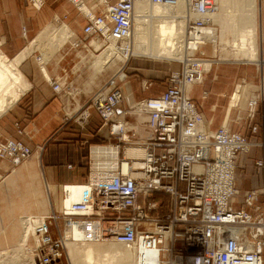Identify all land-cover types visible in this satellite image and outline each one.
I'll list each match as a JSON object with an SVG mask.
<instances>
[{
	"label": "built area",
	"instance_id": "obj_1",
	"mask_svg": "<svg viewBox=\"0 0 264 264\" xmlns=\"http://www.w3.org/2000/svg\"><path fill=\"white\" fill-rule=\"evenodd\" d=\"M68 1L77 7L83 0ZM135 1L96 0L84 16V36L69 42L70 46L86 48L89 38L106 44L129 40ZM141 1L168 6L179 2ZM30 3L40 10L46 0ZM188 6L195 17L188 20L185 30L187 56L180 61L181 68L168 75L162 93L144 98L133 107L147 116L151 130L146 141L133 136L135 140L130 142L142 147L145 155L138 159L120 157L112 167L93 161L83 182L85 200L73 201L62 212L27 218L35 235H31L27 246L37 264L61 261L67 254V241L75 240L70 231L77 223L88 227V237L94 240L142 247L144 252L137 251V256L143 262L148 260L147 252L158 251L156 264H264V186L247 193L241 205L237 176L238 156L253 145L263 149V157L255 165L264 169V138L252 142L243 133L223 126L209 129L199 106L187 95L188 87L208 74L206 64L215 57L207 54L206 47L213 46L215 41L210 37L218 29L209 17L217 9V0H188ZM207 27H213L214 32H207ZM123 71L119 69L110 76L87 105L96 109L105 122H111V133L125 144L129 137L125 125L117 119L122 85L128 78ZM51 84L57 93L67 92L60 83ZM255 95L249 105V118L254 116L258 102L264 101L263 71ZM258 129V125L251 128L253 132ZM31 156L28 145L0 133V159L13 169ZM67 191L65 187L66 198ZM158 193L170 196L167 219L160 213L161 200H151ZM155 211L157 214L151 213Z\"/></svg>",
	"mask_w": 264,
	"mask_h": 264
},
{
	"label": "crops",
	"instance_id": "obj_2",
	"mask_svg": "<svg viewBox=\"0 0 264 264\" xmlns=\"http://www.w3.org/2000/svg\"><path fill=\"white\" fill-rule=\"evenodd\" d=\"M56 19L67 22L74 29L75 36L81 33L82 17L68 0H46L40 10L33 7L30 0H0L2 50L7 55L17 56L29 40L36 38L46 24L56 22ZM90 43L97 49L101 46L97 40ZM87 48L86 51H93ZM67 49L63 55L43 62V66L32 54L25 59L20 68L31 83L26 93L0 116V133L23 142L32 150L31 158L14 169L0 159V247L13 245L19 239L20 216L60 212L63 186L83 183L87 179L91 163L95 161L94 153L92 155L95 146L120 145L121 156L129 158L126 155L128 147L122 151V143L111 133L110 124L96 109L87 105L90 97L107 82L110 76L106 72L113 65H95L101 52L95 61L92 52L69 59L67 56L73 48ZM137 60L127 68L130 76L122 85L123 96L117 108V119L129 118L131 126L128 127L133 136L146 141L151 136L144 118L147 116L131 111L130 107L141 99L163 92L167 85L161 86L160 81L167 72L159 67L163 61ZM79 64L84 65L82 69ZM229 64L232 62L214 67L211 75L188 87L187 95L199 106L209 129L226 125L243 133L250 141L259 142L264 138V101H259L254 116L248 117L249 103L260 89L255 71L247 66ZM49 79L60 83L67 92L57 93ZM141 79L152 80L151 87H145ZM238 84L243 85L241 101L230 110L228 97ZM196 89L200 91L196 93ZM254 125L259 126L257 132L251 130ZM262 157L263 149L259 145H253L247 153L238 156V199L241 205L247 193L264 186V169L255 165V161ZM58 264H71L68 254H64Z\"/></svg>",
	"mask_w": 264,
	"mask_h": 264
},
{
	"label": "bare ground",
	"instance_id": "obj_3",
	"mask_svg": "<svg viewBox=\"0 0 264 264\" xmlns=\"http://www.w3.org/2000/svg\"><path fill=\"white\" fill-rule=\"evenodd\" d=\"M95 2L96 0H83L76 8L80 14L85 16L90 13ZM220 2L221 11L217 13L219 8L217 0V9L214 13H210L209 17L210 21H212L211 25L217 24L219 26L220 24L222 30L218 27L217 33H215L213 27H207L206 29L209 33L214 32L213 36L210 37V40L215 41L213 42V46L211 45L214 56L218 53V48L223 50V46L227 45V43L221 41V31L222 33L232 31L234 33V46L248 47L249 50L253 52V56H256V0H220ZM194 17L195 14L189 10L188 0H179L178 4L175 6L152 4L137 0L134 5L133 29L129 40L123 41L122 43L110 41L107 44L95 38L92 40H97L103 45V50L100 55H97L95 65L97 67H101L102 65L103 67L104 65H108L110 61L115 62L121 58L128 61L131 57H135L138 54L157 58L162 57L183 60L187 56L186 48L184 46L186 36L185 30L188 20L193 19ZM58 21L59 19H56V22ZM55 38L75 43L78 36H75L74 31H72L65 22L62 23L60 27L51 23L14 58H7L3 51L0 50V116H2L20 99L21 95L24 93L23 91L27 88L26 77L19 67L21 62L34 50L42 49V45L48 40ZM122 49H127V53L126 51L122 52ZM223 61H226V59L219 57L213 59V61L207 62V72L211 71L214 64ZM261 63L263 64L260 69L261 72H264V59ZM123 67L120 68L121 72H124ZM242 87L243 85L238 84L235 91L232 93L230 110L239 105L241 101ZM223 127L230 129L226 127V125H223ZM126 155L129 158L138 159L145 155V150L142 147L133 145V147L127 150ZM118 156L119 149L117 147L94 149V157H96L95 160L97 165L103 164L104 162H102V158L105 157L111 159L110 162L109 159L104 158L105 161H108L105 162L107 166L112 167L113 164L117 163ZM98 158L100 161H98ZM65 187L68 190L67 192L69 195L67 198L65 197V194L63 196L61 205L62 211L65 206L69 207L73 201H83L86 199V188L83 186V183H76L74 185L64 186V188ZM20 220L22 223H25V221L27 222V220H24L23 222L22 218ZM20 228L21 232L19 233V239L13 245L8 246V248L14 251H21V253H12L9 257L16 259L21 258L23 255L25 260V263L23 264H36L34 260L35 258L33 259L34 255L32 254L31 248L27 246L31 235L35 238L33 226H24L20 223ZM70 233L75 240H69L67 243L69 245H75V247L78 248L77 250L70 249L68 253L69 249L68 244L66 243L67 254H69L68 256H70L72 264H142L144 262V264H156L158 259V251H153L151 253H146L148 260L146 259V261L143 262L142 259H140L141 261H139L137 251L143 253L144 249L142 247L127 246L123 243L116 242L115 240H94L93 238L88 237L91 233L88 227L79 223L74 225ZM103 242L111 243L101 246L96 245V243ZM81 245L87 246L83 247ZM0 250V254L2 255L9 252L4 251L5 249L2 247Z\"/></svg>",
	"mask_w": 264,
	"mask_h": 264
},
{
	"label": "rangeland",
	"instance_id": "obj_4",
	"mask_svg": "<svg viewBox=\"0 0 264 264\" xmlns=\"http://www.w3.org/2000/svg\"><path fill=\"white\" fill-rule=\"evenodd\" d=\"M262 1H263V3H262ZM256 3H257V14H256V22H257V37H256V46H257V54H256V56H253V52L252 51H250L249 50V48L248 47H242V46H234V44H233V42H234V33L232 32V31H227V32H223L222 33V31L220 32L222 35H221V41L223 42V43H227V45H224L223 47H224V49L222 50V49H219L218 48V53H216V55L214 56V53H213V49H212V47L211 46H207L206 47V51H207V54L209 55V56H214V57H216L215 59H217V58H219V57H222V58H224V59H226V61H223V62H225V63H230V62H232V64H229V65H235V64H233V62H238V64H236V65H239L240 67L241 66H247V67H249L250 69L252 68L254 71H255V74H256V81H258V83H259V85H260V73H262L261 72V69H259V67H261L262 66V64L263 63H261V61L264 59V30H263V28H264V26L262 27V25H264V23L262 22V18H264V0H256ZM218 6H219V8H218V11H217V13H219L221 10H220V8H221V2H220V0H218ZM78 11V10H77ZM78 14H79V16H81L82 17V21H81V33H77L78 34V37L79 38H81V37H83L84 35H83V27H84V25L86 24V18L84 17V15H82V14H80L79 12H78ZM148 14V13H147ZM149 15V14H148ZM148 19V18H147ZM62 21H59V22H49L48 24H50V23H53L55 26H58V27H60V25L62 24L61 23ZM218 23V22H217ZM48 24H46V26L48 25ZM66 24H67V22H66ZM219 24V23H218ZM46 26H44V27H46ZM70 26V25H69ZM44 27L42 28V29H44ZM71 27V26H70ZM221 30H222V28L220 27V24H219V26H218ZM41 29V30H42ZM40 30V31H41ZM71 30L73 31L74 29L73 28H71ZM39 31V32H40ZM38 32V33H39ZM38 35V34H37ZM36 35V36H37ZM35 39V37L32 39V40H34ZM32 40H29L26 44H25V47H27L29 44H30V42L32 41ZM88 40H90V42H92V38L90 39H88ZM70 41H72V40H70ZM66 43V44H65ZM43 47H42V49H36V50H34L32 53H30L29 55H28V57L32 54V57H34L35 58V60H39L40 61V63H42L41 65L43 66V62H46L47 60H49V61H51V60H53V59H55V58H57V57H59V56H61V55H63L64 54V52L65 51H68V47H70V44H69V42H66L64 39L62 40V39H57V38H55V39H50V40H48L46 43H44L43 45H42ZM91 46L92 47H94V50L95 51H86L88 48L87 47H90L91 48ZM24 47V48H25ZM86 48L84 47H72L73 48V51H70V53L68 54V58L69 59H71V58H76V55L78 56V57H80L79 56V54H83V55H85V54H90L91 52L93 53V55H91L92 57H93V60H94V58L96 57V55L97 54H99L103 49H102V47H103V45H102V43H101V47H99L98 49L96 48V46L95 45H93L92 43H90L89 44V46H87ZM23 48V49H24ZM40 48V47H39ZM22 49V50H23ZM91 49H93V48H91ZM0 50L1 51H3L2 50V47H1V45H0ZM21 50V51H22ZM6 51H3V53L6 55V57L7 58H9V59H12V58H14L16 55H7L6 53H5ZM80 52H83V53H80ZM19 53V52H18ZM17 53V54H18ZM62 53V54H61ZM28 57H26L25 59H27ZM24 59V60H25ZM97 59V58H96ZM137 59H141V61L142 62H148V63H150V61H157V60H159V61H163V65H161V64H159V65H157V66H159L160 68H162L163 70H165V76H164V78L162 79L163 81H160V85L161 86H163L164 87V85L166 84L167 85V79H168V75L171 73V72H173V71H176L177 69L176 68H178V66L180 67L181 66V63H180V60L179 59H169V58H162V57H151V56H147V55H140V54H138V55H136L135 57L133 56V57H131L128 61H125V59L124 58H121L120 60H116L115 62H112V61H110V63L108 64V65H113V66H111V67H109V69L107 70L108 72H106V75H108V76H112L114 73H116L121 67H123V69L125 70V72L127 73V68H128V66L131 64V63H133V61H135V60H137ZM23 60V61H24ZM259 60V61H258ZM22 61V62H23ZM77 61H79V59H77ZM138 61V60H137ZM22 62H21V64H22ZM126 62V63H125ZM225 63H217V64H214V67H216V66H223ZM245 64V65H241V64ZM20 64V65H21ZM82 66H84V65H82V64H79L78 65V67L79 68H81L82 69ZM20 67V66H19ZM214 67H212L211 68V71L210 72H208V74H207V76L205 77V78H207L209 75H211V73H212V71H213V69H214ZM226 67H231V66H226ZM263 67H264V65H263ZM181 68V67H180ZM86 70H88V72H89V74L91 73V70H90V68H89V66L88 65H86V68H85ZM20 70H21V68H20ZM179 70V69H178ZM22 71V70H21ZM23 73V72H22ZM147 73H149L148 71H147ZM24 74V73H23ZM25 75V74H24ZM127 75H128V78H127V80L129 79V74L127 73ZM26 77V76H25ZM204 78V79H205ZM49 80H51V79H49ZM126 80V81H127ZM166 80V81H165ZM249 80V79H248ZM141 81H142V84L145 86L146 84V86L145 87H151L150 85H151V83L153 82L152 80H142L141 79ZM250 81V80H249ZM26 82H27V84H26V86H27V88H26V90L28 89V87H29V80H28V78L26 77ZM51 82V81H50ZM31 83V82H30ZM145 89H148V88H145ZM26 90H24L23 92L24 93H26ZM200 91V89H196V93L197 92H199ZM162 93V92H161ZM160 94V93H159ZM22 96V95H21ZM231 97H232V94L228 97L229 98V105H228V108H230V106H231ZM147 98V97H146ZM142 100V99H141ZM140 101V100H139ZM135 105H132L130 108H131V111H133V112H135V113H137V114H140V115H142V116H144L143 114H141V113H139V112H137V111H135L134 109L135 108H133ZM228 111H229V109H228ZM249 114V113H248ZM141 117V116H140ZM144 118L145 119H147L145 116H144ZM128 120H130L129 118H127V120L126 119H124L123 117L122 118H119V121L122 123V124H124L125 125V134H126V136L127 137H129V142H127V143H125V144H123L122 143V146H123V149L124 150H122V151H125V149H127V147H128V149L129 148H131V147H133V145L132 144H130V142H133L135 139H133L132 137H133V134H132V132L130 131V128L128 127V126H131L129 123H128ZM110 125H111V122H108ZM223 126V125H222ZM227 127V126H226ZM111 128V127H110ZM130 133V134H129ZM115 136H117V135H115ZM135 137V136H134ZM136 138V137H135ZM117 139L119 140V137L117 136ZM137 139V138H136ZM119 142H120V140H119ZM116 148L117 146H115L114 144H112V143H110V144H108L107 146L106 145H103V146H95L93 149H92V155H93V153H94V149H97V148ZM118 148V147H117ZM135 148V147H134ZM127 149V150H128ZM122 155H123V153H122ZM120 156H121V154H120ZM94 157V156H93ZM122 157V156H121ZM95 159H96V157H94ZM100 158V157H99ZM99 158H98V161H100L99 160ZM105 158V157H104ZM104 158H102L103 160H102V162H108V161H105L104 160ZM118 158H119V156H118ZM105 159H109V161L111 162V159L110 158H105ZM95 162H96V160H95ZM109 164V163H108ZM239 181V180H238ZM72 185H74V184H72ZM66 186H68V185H66ZM63 188H64V186H63ZM262 188V187H261ZM49 189V188H48ZM49 191V190H48ZM151 200H158V201H160L161 200V203H163V205L161 206V209H160V213H162V215L167 219L168 218V216H169V212H168V206H169V202H170V196L169 195H167V194H163V193H158V194H153L152 195V197H151ZM141 201H143V199H141ZM62 210H60V212H61ZM157 212L158 211H155V212H151L152 214H157ZM32 215H34V214H28V215H22V216H20V218H19V222L21 223V224H23L24 226H33L31 223H29L28 221L26 222L25 221V223H22L21 222V218H22V221L24 222V220H27V218L28 217H31ZM36 216H43V215H36ZM112 242V241H111ZM111 242H103V243H96V245H98V246H101V245H105V244H110ZM20 243H21V241H20ZM68 244V243H67ZM8 246H10V245H8ZM8 246H6V247H2L3 249H5L4 251H9V252H7V253H5L4 255H2V254H0V264H23V263H25V260H24V257H23V255H22V257L21 258H16V259H12V258H10L9 256L13 253H21V251H14V250H12V249H10V248H8ZM75 245H69L68 244V253H69V251H70V249H73V250H77L78 248H76V247H74ZM81 246H83V247H85V246H87V245H81ZM80 246V247H81ZM1 248V247H0ZM1 251V250H0ZM32 251V250H31ZM69 255V254H68ZM33 259H34V257H33ZM69 259H70V262H71V264H72V261H71V258H70V256H69ZM8 260V261H7ZM35 260V259H34ZM35 263H36V261H35ZM37 264V263H36Z\"/></svg>",
	"mask_w": 264,
	"mask_h": 264
}]
</instances>
